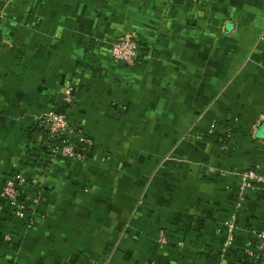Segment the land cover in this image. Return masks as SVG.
I'll list each match as a JSON object with an SVG mask.
<instances>
[{"label": "crops", "instance_id": "obj_1", "mask_svg": "<svg viewBox=\"0 0 264 264\" xmlns=\"http://www.w3.org/2000/svg\"><path fill=\"white\" fill-rule=\"evenodd\" d=\"M52 108L82 160L35 157ZM263 166L264 0H0V189L37 181L29 228L0 198V264H264V193L237 175Z\"/></svg>", "mask_w": 264, "mask_h": 264}, {"label": "built area", "instance_id": "obj_2", "mask_svg": "<svg viewBox=\"0 0 264 264\" xmlns=\"http://www.w3.org/2000/svg\"><path fill=\"white\" fill-rule=\"evenodd\" d=\"M111 55L114 60L133 65L139 57V45L135 34L118 36L111 44ZM76 86L72 83L65 84L61 89L62 101L65 104L72 103ZM44 130L51 140L47 160H52V156L60 153L62 156L82 160L85 156L86 148L92 145L90 140L80 136H70V125L65 113L50 111L45 118ZM225 147V146H224ZM241 189L257 188L264 193V166L260 169L255 167L247 168L238 172ZM37 183L36 179L28 176L24 172L17 171L8 176L0 189V198L11 203L14 207L15 215L24 220L25 227H31L32 220L26 217L27 204L16 203L19 191L23 187H33ZM231 230L232 224H229ZM164 233V232H163ZM253 244L246 248L250 257L257 256L264 250V227L253 228ZM164 240V234H162Z\"/></svg>", "mask_w": 264, "mask_h": 264}, {"label": "rangeland", "instance_id": "obj_3", "mask_svg": "<svg viewBox=\"0 0 264 264\" xmlns=\"http://www.w3.org/2000/svg\"><path fill=\"white\" fill-rule=\"evenodd\" d=\"M62 87L63 86H61V89H62ZM61 89L59 90V97L62 99V97H61ZM50 111H55V112H58V113H64V111L63 110H60L59 108H52V109H50V110H48V111H45L44 113H42L41 115H39V116H37L36 118H35V121L38 123V124H40V126H41V128H40V130L42 131L43 130V128H44V124H45V118H46V116H47V114L50 112ZM214 127V125L212 126V128ZM231 134V132H229V135ZM47 138H48V140H50L49 139V137L47 136ZM245 170V169H244ZM241 171H243V170H241ZM162 234H164V240H161L162 238H163V236H162ZM167 237H166V235H165V232L163 233V230H159V232H158V236H157V241L158 242H160V243H163V244H166L167 243ZM245 253H246V255L247 256H249L248 254H247V252H246V250H245ZM256 256H254L253 258H255ZM249 258H250V256H249Z\"/></svg>", "mask_w": 264, "mask_h": 264}, {"label": "trees", "instance_id": "obj_4", "mask_svg": "<svg viewBox=\"0 0 264 264\" xmlns=\"http://www.w3.org/2000/svg\"><path fill=\"white\" fill-rule=\"evenodd\" d=\"M48 143L51 144V140H48ZM49 147H50V145H48V146H43L42 149H41L42 152H40V154H38V155L36 154L35 157L38 158V157H40L41 155H44V156L47 157V155H48V153H49ZM45 159H46V158H45Z\"/></svg>", "mask_w": 264, "mask_h": 264}]
</instances>
